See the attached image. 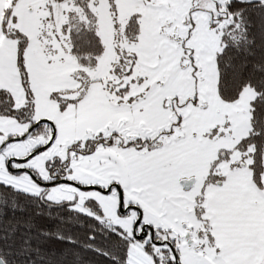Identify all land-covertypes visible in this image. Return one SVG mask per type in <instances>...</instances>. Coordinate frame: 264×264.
Wrapping results in <instances>:
<instances>
[{
	"label": "snow or ice",
	"instance_id": "snow-or-ice-1",
	"mask_svg": "<svg viewBox=\"0 0 264 264\" xmlns=\"http://www.w3.org/2000/svg\"><path fill=\"white\" fill-rule=\"evenodd\" d=\"M0 264H264V0H0Z\"/></svg>",
	"mask_w": 264,
	"mask_h": 264
}]
</instances>
